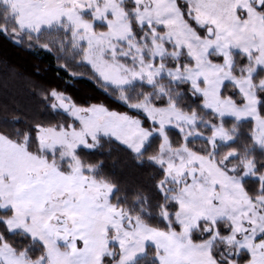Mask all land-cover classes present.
<instances>
[{
  "label": "snow or ice",
  "instance_id": "1",
  "mask_svg": "<svg viewBox=\"0 0 264 264\" xmlns=\"http://www.w3.org/2000/svg\"><path fill=\"white\" fill-rule=\"evenodd\" d=\"M0 38L66 73L0 105V264H264V0H0Z\"/></svg>",
  "mask_w": 264,
  "mask_h": 264
},
{
  "label": "trees",
  "instance_id": "2",
  "mask_svg": "<svg viewBox=\"0 0 264 264\" xmlns=\"http://www.w3.org/2000/svg\"><path fill=\"white\" fill-rule=\"evenodd\" d=\"M58 71L60 76L66 75L58 68L52 54L30 50L0 38V105L39 110L37 89L60 86ZM93 89L94 85L84 78L70 94L77 102H84L95 95ZM106 163L121 181L147 182L152 171L147 167H138L126 153L116 149Z\"/></svg>",
  "mask_w": 264,
  "mask_h": 264
}]
</instances>
